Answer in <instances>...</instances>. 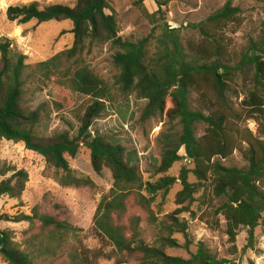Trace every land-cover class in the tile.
<instances>
[{"label":"trees","instance_id":"1","mask_svg":"<svg viewBox=\"0 0 264 264\" xmlns=\"http://www.w3.org/2000/svg\"><path fill=\"white\" fill-rule=\"evenodd\" d=\"M256 1L263 3L264 12V0ZM109 8V0H74L73 6L48 4L40 7L32 1L6 9L7 20L18 25L68 20L72 25L73 42L47 60L30 65L26 55L11 49L8 38L0 39V141L21 142L26 149L44 157L61 186H95L89 177L76 176L68 165L66 156H75L81 146L89 150L94 172L109 169L112 187L96 207L92 228L111 250H88L79 244V251L68 255L73 264H240L216 258L202 243L189 258L169 255L165 249L179 246L171 233L186 235V222L180 221L175 214L186 210L202 186L221 199L216 212L225 221L230 242H235L240 227H248L252 238L253 229L262 218L264 124L257 121V117H264V19L260 23L259 36L249 38L236 58L229 53L224 33L230 26L237 28L243 18L241 8L231 0L205 19L190 23L188 26L197 32L198 38L187 39L185 45L181 42L179 28L159 26L155 50L149 54L147 45L151 35L137 41L121 38L115 16L106 13ZM100 43H109L114 49L112 63L118 69L113 81L116 92L79 59L88 45ZM28 79L42 83L54 81L90 97L91 102L78 116L75 136H70L68 131L53 136L40 133L38 128L48 115L47 107L44 103L34 109L24 106ZM238 80L245 88V96L239 102L240 112L232 108L229 100L231 86H237ZM192 91L197 96L198 108L191 105ZM132 94L146 100L141 121L159 116L169 121L177 119L180 124L179 132L162 131L158 135L160 156L155 170L162 176L153 182L142 180L138 165L131 162L126 147L117 138L102 134L91 137L89 132L92 122L105 114L117 96L125 99ZM233 118L255 119L257 133L236 128L231 134L228 125ZM197 123L205 125L200 137L195 135ZM242 143L246 144L243 149ZM180 149L193 168L183 166L176 178L167 172L183 158ZM236 149L241 150L247 161L245 168L228 167L221 162ZM189 172L197 182L188 180ZM177 179L181 189L175 195V203L180 207L167 217L169 222L161 223L169 234L158 236L152 244L147 243L140 236V217L128 215L129 205L133 203L151 216L150 204L155 195L167 194ZM27 181L26 170L0 162V197L19 199ZM62 207L59 203L52 204L56 211ZM0 220L28 222L30 244L35 246L38 241L44 250L52 252L78 230L58 213L46 211L39 204L30 214H2ZM0 235L3 261L37 264L33 254L16 246L9 231H0Z\"/></svg>","mask_w":264,"mask_h":264},{"label":"rangeland","instance_id":"2","mask_svg":"<svg viewBox=\"0 0 264 264\" xmlns=\"http://www.w3.org/2000/svg\"><path fill=\"white\" fill-rule=\"evenodd\" d=\"M35 1L40 7L48 4L74 5V0H0V39L5 37L11 42V49L27 57V63L32 65L44 61L54 54L69 48L73 42L70 32L72 25L68 20L36 23L31 21L18 25L8 21L6 9L9 6L23 5ZM227 0H109L106 13L113 14L117 21L118 35L127 40L137 41L151 35L147 49L149 54L155 50V37L159 34V26L179 28L180 39L185 45L187 39H197L198 34L188 25L205 19L211 12L221 7ZM233 5L241 8L243 22L237 28H228L224 35L229 43V53L236 58L249 38L256 39L260 32V23L264 19L263 3L256 0H231ZM159 3H163L161 6ZM114 49L109 43L88 45L80 56V61L86 64L95 74L103 79L113 92V81L118 69L112 63ZM229 100L232 108L240 112L239 102L245 96V88L241 81L237 86H231ZM191 105L198 108L195 92L190 93ZM24 106L34 109L44 103L47 107V117L41 122L38 130L44 136H53L62 131H68L75 136L79 127L78 116L83 108L91 102L89 96L75 92L57 84L54 81L42 83L28 79ZM58 105H57V104ZM146 100L136 98L134 94L123 98L117 96L115 102L108 105L105 114L95 119L89 132L91 137L97 134L117 138L127 149L128 158L138 165L144 182L155 181L162 174L155 168L159 164L160 148L157 142L162 131L179 132L177 119L169 121L166 117L154 116L146 121L140 120L141 110ZM243 117V114H242ZM264 124V117H257ZM255 119L246 121L231 119L228 127L248 129L253 134L258 131ZM205 125H195V135L200 137ZM242 143L241 148L245 147ZM183 158L173 164L167 174L178 178L182 167L192 169L193 164L179 151ZM68 165L76 176L89 177L94 187L61 186L55 179V172L48 167L44 157L28 150L21 142L2 139L0 141V162L24 169L28 173V181L19 199L8 196L0 197V215L9 216L19 213L30 214L31 209L39 204L46 211L58 213L60 218L67 220L78 230L75 236H68L59 249L44 250L35 242L30 244L31 232L25 221L11 222L0 220V231L10 233L11 240L23 251L35 256L37 264H73L69 253L79 251V244L88 250H111V246L103 243L92 228V219L96 207L102 197L112 187V177L109 169L103 168L100 173L93 171L90 164V153L81 146L75 156H66ZM224 166L245 168L247 161L241 150L236 149L227 158L221 160ZM190 182H197L191 172ZM181 189L180 180L171 187L167 194L157 193L150 204L151 216L148 212L131 203L128 215L140 217L139 229L141 238L147 243H154L161 235L169 233L162 228L161 223L169 222L168 216L180 206L175 203V195ZM194 200L186 210L175 214L180 221L187 224L186 235L181 232L171 233L179 243L177 247H168L166 253L172 256L189 258L195 253L199 243H202L209 253L218 259H227L240 264H264V213L259 224L249 237L248 227H240L235 242H230L225 230V221L216 209L221 199L215 198L206 186L200 187L193 195ZM59 203L63 207L53 210L52 204ZM187 204V203H186ZM1 244V235H0ZM0 264H7L0 257Z\"/></svg>","mask_w":264,"mask_h":264}]
</instances>
